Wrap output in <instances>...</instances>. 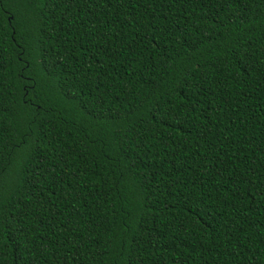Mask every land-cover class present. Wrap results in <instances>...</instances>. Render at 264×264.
I'll use <instances>...</instances> for the list:
<instances>
[{
    "label": "trees",
    "instance_id": "16d2710c",
    "mask_svg": "<svg viewBox=\"0 0 264 264\" xmlns=\"http://www.w3.org/2000/svg\"><path fill=\"white\" fill-rule=\"evenodd\" d=\"M0 264H264V0H0Z\"/></svg>",
    "mask_w": 264,
    "mask_h": 264
}]
</instances>
